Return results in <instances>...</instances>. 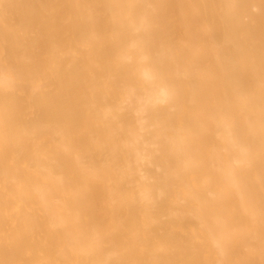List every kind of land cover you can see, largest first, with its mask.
Here are the masks:
<instances>
[{
	"label": "bare ground",
	"instance_id": "6f19581e",
	"mask_svg": "<svg viewBox=\"0 0 264 264\" xmlns=\"http://www.w3.org/2000/svg\"><path fill=\"white\" fill-rule=\"evenodd\" d=\"M0 264H264V0H0Z\"/></svg>",
	"mask_w": 264,
	"mask_h": 264
}]
</instances>
